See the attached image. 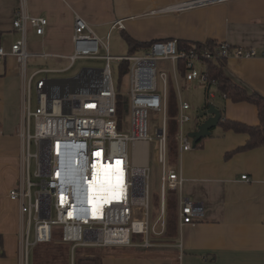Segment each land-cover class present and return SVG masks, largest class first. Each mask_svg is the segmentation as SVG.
Masks as SVG:
<instances>
[{
    "label": "built area",
    "instance_id": "built-area-1",
    "mask_svg": "<svg viewBox=\"0 0 264 264\" xmlns=\"http://www.w3.org/2000/svg\"><path fill=\"white\" fill-rule=\"evenodd\" d=\"M224 1L229 0H193L168 7L163 12ZM13 25L22 33V39L12 46L11 55L23 70L29 58L49 57L46 53L32 54L26 42L29 27L38 36L45 34L46 18L33 17L22 6L15 14ZM123 29L121 20L112 25V30ZM73 42L74 51L68 57L71 66L79 60L105 61L106 65L104 68H84L69 79L40 77L43 73L56 72L40 70L27 82L21 133L25 141L26 171L23 183L10 193L11 200L19 201L22 214L28 217V232L20 248L21 264H30L32 250L37 244L51 242L55 227L61 228L63 242L71 246L73 264L78 256L104 255L111 247H140L149 254L171 240L173 219L181 227L199 222L205 213L203 204L182 195L184 180L168 164L169 76L159 71V63L171 61L176 74L182 62L186 80L205 85L207 99L211 100L216 95L217 81L207 70L201 71L200 66L208 61L257 56L253 49L233 48L227 43H220L214 49L179 50L177 41L159 40L142 54L113 57L108 42L99 39L79 16L75 18ZM102 51L104 55H101ZM6 55L0 47V58ZM113 61L128 65L129 98L122 120L118 118V95L111 69ZM33 86L38 95L35 110H32L31 102ZM189 108L187 103L180 106L181 151L192 149V140L182 131L183 125L191 120L185 114ZM155 116H160V122L153 127L152 117ZM151 143L156 145L161 169L159 193L155 199L151 197ZM32 146L35 152L31 151ZM129 146L132 147L131 156ZM33 160L36 165L34 176L30 173ZM100 165L119 168L120 181L115 188L117 199L110 205H103L98 217L97 210L89 203V187L98 176ZM242 178L249 180L247 176ZM169 191L179 193L178 210L172 214L167 205ZM53 211L55 219L52 218ZM138 213L145 214L147 219L134 220ZM32 228L34 241L30 240ZM136 239L141 242H135Z\"/></svg>",
    "mask_w": 264,
    "mask_h": 264
},
{
    "label": "crops",
    "instance_id": "crops-1",
    "mask_svg": "<svg viewBox=\"0 0 264 264\" xmlns=\"http://www.w3.org/2000/svg\"><path fill=\"white\" fill-rule=\"evenodd\" d=\"M189 1L193 0H24V4L23 0H0V47L7 54L0 58V264H21L20 248L28 232V217L22 214V204L10 198L11 191L23 183L26 171L25 141L21 133L27 82L40 70L64 73L73 69L76 63L71 66L68 57L74 51L76 16L85 20L101 40L118 32L122 38L127 33L142 43L179 40L253 49L256 57L230 58L224 72L248 92L264 95V0H229L163 12ZM22 6L29 15L48 20L43 36H38L31 27L26 34L29 52L49 55L28 59L33 67L31 75H28V61L23 70L11 55L12 46L22 39V33L13 25L15 14ZM117 20L123 22V30H112ZM128 51L127 56L133 55L129 47ZM49 62L58 68L45 67ZM199 68L206 70L204 66ZM178 73L186 80L180 69L174 72L176 78ZM43 75L48 77L45 73L40 77ZM170 89L173 87L169 80L168 103ZM206 93L207 90L199 114L208 109ZM211 100V105L224 111L226 119L251 126L259 124L255 105L233 103L216 95ZM182 103L187 102L181 99L177 102L178 115ZM180 133L181 129L178 143ZM248 139L247 134L224 132L218 125L195 148L181 151L179 146L176 164L170 165L169 158L168 164L184 180L182 195L203 204V218L183 227L173 219L171 240L152 253L146 254L140 247H111L96 257L103 264H264V146L227 157ZM175 193V209L170 214L178 210L179 193Z\"/></svg>",
    "mask_w": 264,
    "mask_h": 264
},
{
    "label": "trees",
    "instance_id": "trees-1",
    "mask_svg": "<svg viewBox=\"0 0 264 264\" xmlns=\"http://www.w3.org/2000/svg\"><path fill=\"white\" fill-rule=\"evenodd\" d=\"M123 39L129 47L130 54H134L142 49H148L150 43H142L133 39L127 33L123 34ZM179 50H204L206 48L214 49L217 45L214 42L206 44L191 43L186 41H177ZM127 64L122 65L123 72L127 73ZM226 61H208L205 63L207 72L210 77L217 81V87L215 89L216 96H225L227 100L233 103L247 102L257 107L259 124L257 126L247 125L238 121L226 119L224 111H221L222 117L219 122V126L224 132L233 131L236 133H244L249 136L248 141L242 147L237 148L235 151L229 152L227 157H230L236 153L252 150L257 147L264 146V95L257 92H248L244 87L236 84L230 78H228L224 72ZM182 75L185 73L183 63L179 64ZM208 108L212 102L207 99ZM118 118L122 120L126 114L125 103L118 99ZM178 115V106L176 100V93L174 89H170L169 103H168V156L170 165L174 166L178 159L179 143L177 140L178 134V122L176 117ZM203 139L197 144L200 145ZM176 193L169 191L167 196L168 211L172 212L175 209ZM30 264H71V246L64 243L62 239V230L59 227L53 229L52 240L50 243L37 244L31 253ZM73 264H103L102 259L99 257H84L78 256L75 258Z\"/></svg>",
    "mask_w": 264,
    "mask_h": 264
},
{
    "label": "rangeland",
    "instance_id": "rangeland-1",
    "mask_svg": "<svg viewBox=\"0 0 264 264\" xmlns=\"http://www.w3.org/2000/svg\"><path fill=\"white\" fill-rule=\"evenodd\" d=\"M104 42H108L110 55L112 56H127L129 55L128 46L126 42L123 40L118 32L114 33L109 39H102ZM105 52L102 51L101 55H104ZM124 63L113 61L111 63V69L113 74V81L116 89V93L118 95V99L123 103L126 102V99L129 98V76L128 73L123 72ZM31 61H28V75H31L33 72V67L30 66ZM106 65L105 61H95V60H79L76 62L73 69L64 73H50L43 75L44 78H52V79H69L76 77L84 68H104ZM45 67L56 68L57 66L53 65L49 62V64H45ZM58 68V67H57ZM200 69V68H199ZM159 71L166 72L169 76L170 84L176 93V99L179 104L180 99L184 102L189 103L191 106V110L187 111L185 114L191 118V121L186 123L183 127L184 134L188 136L192 133V130L197 129V124L203 120V118H199V110L202 108V104L205 103V91L206 86L202 85L199 82H188L186 81L181 74H177V78L174 75V68L171 61L160 62L159 63ZM161 86V85H160ZM212 101V100H211ZM32 102V110H35L38 107V95L35 90V87L32 88L31 95ZM177 104V106H178ZM130 121L129 116L127 115V123ZM176 121L178 122V135L180 132V124H179V115L176 117ZM160 122V116L152 117L153 127L157 126ZM152 130V129H151ZM33 131V124H32ZM32 152H35L36 149L34 146L31 148ZM130 156L132 155V147L129 146ZM150 163H151V197L152 199L156 198V194L159 193V183H160V166L158 165V151L156 145L151 143L150 145ZM170 164V163H169ZM36 170L35 160L31 161L30 173L34 176ZM33 181L36 179L33 177ZM35 188H33V193H35ZM52 218H56V213L53 211ZM146 215L143 213H138L134 220H145ZM30 240L34 241V229H31Z\"/></svg>",
    "mask_w": 264,
    "mask_h": 264
},
{
    "label": "bare ground",
    "instance_id": "bare-ground-1",
    "mask_svg": "<svg viewBox=\"0 0 264 264\" xmlns=\"http://www.w3.org/2000/svg\"><path fill=\"white\" fill-rule=\"evenodd\" d=\"M98 176L95 177L94 183L89 187V203L97 210V216L101 214L98 212L103 205H110L116 198V187L119 185V168L100 165L97 170ZM95 213V215H96Z\"/></svg>",
    "mask_w": 264,
    "mask_h": 264
},
{
    "label": "water",
    "instance_id": "water-1",
    "mask_svg": "<svg viewBox=\"0 0 264 264\" xmlns=\"http://www.w3.org/2000/svg\"><path fill=\"white\" fill-rule=\"evenodd\" d=\"M199 118L208 117L199 127L196 132L189 134L192 140V147L195 148L197 144L211 135L212 129L219 125L222 114L214 105H210L207 110L200 112Z\"/></svg>",
    "mask_w": 264,
    "mask_h": 264
}]
</instances>
